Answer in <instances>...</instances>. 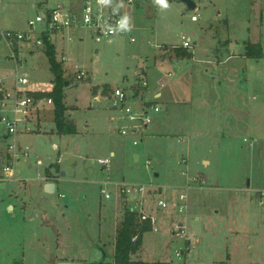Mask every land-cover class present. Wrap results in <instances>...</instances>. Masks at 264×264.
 <instances>
[{
    "label": "rangeland",
    "instance_id": "obj_1",
    "mask_svg": "<svg viewBox=\"0 0 264 264\" xmlns=\"http://www.w3.org/2000/svg\"><path fill=\"white\" fill-rule=\"evenodd\" d=\"M62 1L0 0L2 25L14 31H41L45 24L38 23L33 29L29 20ZM71 1L77 5L79 0ZM194 1L197 7L192 10L183 0H167L168 8L156 1L128 7L130 11L125 7L136 27L126 36L97 42L89 31L80 30L84 40L73 36L72 41L58 46V60L63 53L69 57V61H61L68 82L64 103L76 132L60 133L54 122V104L44 102L45 108L34 112L37 131L18 137L29 157L20 155L17 175L27 183L0 187V264H98L104 254H114L117 226L133 207L155 222L132 255L136 260L264 264V204L260 202V190L264 189V58L247 59L244 76L242 67H233L245 63L226 60L227 49L222 63L196 62L194 72L186 75L188 79L178 81L170 64L162 68L164 73H174L172 78L160 76L166 84L164 109L157 123L155 115L147 138L137 145L132 134L120 133L122 122L106 98L112 87L127 85L123 78L134 73L142 57L139 53L153 56L156 49L147 44L169 43L154 52L160 65L165 58L178 59L172 46L181 42L182 36L190 38V51L200 61L212 54L211 45L223 48L228 38L234 43L252 39L264 45V0ZM130 35L137 41L131 42ZM232 50L243 52L234 45ZM186 56L180 60L189 61L190 54ZM16 62L22 65L19 70ZM71 64H78L85 77L78 79L79 72L73 71ZM229 71L230 78L221 84ZM18 73L28 75L30 83L25 89L45 91L38 95L46 96L55 76L45 47L25 42L10 48L0 41V79L13 89ZM95 94L100 101L95 100ZM6 133L5 123L0 122L2 170L9 163ZM135 153L140 154L139 160ZM104 158H111L109 168L98 163ZM52 165L58 176L57 190L48 195L40 178ZM118 182L146 185L147 201L141 205L142 196L137 194L134 198L130 195L128 204L123 203ZM7 191L26 192L28 205L19 207ZM183 193H187L188 207L181 212ZM160 199L168 208L158 205ZM10 201L17 206L15 210L7 207ZM176 225L186 227V239L173 236ZM252 227L259 231L257 236L249 234ZM179 250L184 252L178 255Z\"/></svg>",
    "mask_w": 264,
    "mask_h": 264
},
{
    "label": "built area",
    "instance_id": "obj_2",
    "mask_svg": "<svg viewBox=\"0 0 264 264\" xmlns=\"http://www.w3.org/2000/svg\"><path fill=\"white\" fill-rule=\"evenodd\" d=\"M154 1L156 0H81L79 8H65L59 5L51 10H41L35 19L29 20V25L33 29L38 23L45 24V28L41 31H14L4 28L0 9V41L10 48L17 44L31 42L32 40L38 46L45 47L42 38L43 33H48L51 39V36L56 33L64 34L65 32L87 30L97 42H102V40L113 42L116 37H124L134 28L125 12V7L143 5ZM192 19L197 20L198 18L193 16ZM130 40L131 42H135L136 37L130 35ZM154 46L156 49L164 47L163 44L158 43H155ZM172 47L190 50L193 47V43L190 38L182 36L181 42L174 44ZM66 58L67 55L63 56L62 59L66 60ZM20 66L22 65L17 63L18 70ZM77 72H79L77 75L78 79H82L86 75V72L82 69ZM134 72V80L130 81L127 79V82L124 81L127 85L113 87L110 95L106 96V98L110 101L109 107L118 113V119L122 122L119 125L121 126L119 129L120 133L122 135L132 134L134 136L133 143L137 145L147 136V130L154 121V116L162 110V107L158 101L159 97L152 90L145 68L141 66ZM29 83L30 80L26 73L17 74L13 89H11L12 86L10 84L0 79V111L2 112L0 121L5 123L7 127V138L10 139L9 150L14 162L18 159L19 154L18 137L23 133L31 130L34 131L33 117L36 115L34 112L45 108L44 102L54 104L52 98H40L41 96L38 95V91L25 89ZM4 112L8 114H3ZM111 161V158H104L98 160V163L104 169L110 167ZM4 171L8 177L14 176V169L12 167L7 166L4 168ZM115 184L118 187V192L123 203L128 204L130 195L134 198L137 194L142 196L141 205L147 201L145 193L148 187L146 185L139 186L138 184H134V182H118ZM105 185H109V182H106ZM188 188L189 186L186 187L187 190ZM101 191L105 193L106 198L111 197L106 192V188H102ZM181 199L185 203L180 206V211L184 212L188 206L187 193H183ZM260 202L264 204V189L260 190ZM158 205L161 208H168V203L164 199H160ZM129 209L137 212L141 221L150 218L154 226L155 222L152 217L142 211H136L135 207ZM154 230L156 231L157 228ZM172 233L177 239L187 238L185 226L176 225ZM182 252L184 251L179 250L177 254L181 255Z\"/></svg>",
    "mask_w": 264,
    "mask_h": 264
},
{
    "label": "crops",
    "instance_id": "obj_3",
    "mask_svg": "<svg viewBox=\"0 0 264 264\" xmlns=\"http://www.w3.org/2000/svg\"><path fill=\"white\" fill-rule=\"evenodd\" d=\"M78 3H77V5H75V2L74 1H71V0H63L61 3H59V4H57L56 6H50V7H47V9L46 10H51V9H53V8H56L57 6H59V5H61V6H63V7H65V8H69V7H71V8H79L80 7V4H81V0H79V1H77ZM1 7V6H0ZM128 7H131V6H127V8ZM125 9V11H126V8H124ZM46 10H43V11H46ZM128 11H130L129 10V8L127 9ZM262 14V13H261ZM264 14V13H263ZM264 16V15H263ZM198 20V19H197ZM196 21V20H195ZM133 24H134V22H133ZM5 28V27H4ZM136 28V27H135ZM134 28V29H135ZM133 29V30H134ZM13 30V29H12ZM79 33H81L80 31L78 32V31H73V32H65L64 34H59L58 35V33H56V34H53L52 36H51V40H52V42L55 44V46H56V50H58V46H62L63 44H64V42H69V41H72V37L73 36H79ZM133 36V35H132ZM37 37V36H36ZM135 37V36H134ZM79 39L80 40H84V36H79ZM136 41H137V39H136ZM135 41V42H136ZM248 42H255V40H253L252 41V39H249V40H245L244 41V43L243 44H241V43H239L238 41L237 42H235L234 43V41L231 39V38H228V39H225V43H226V45L223 47V48H220L219 46L218 47H215L216 45L215 44H213V45H211V48H212V54H208L207 55V57L205 58V59H202V61H200V59H197V56L196 55H194L190 50H187V49H184V48H179V49H182V50H184V51H186L188 54H190V59H189V61L188 60H180V58L182 57H187L186 55H183V54H179L178 52H177V50H176V48H174L175 49V56H177L178 57V59H175L174 61L173 60H170V59H167V58H165L164 60L165 61H163L162 63L163 64H159V63H157V59H155V57H154V52L155 53H158V50L159 49H156V47L154 46V44H147V45H151V46H153L156 50H154V52H153V56H152V53H148V52H146L145 54H143V53H139V55L140 56H142L141 57V60L140 61H138L137 60V63H136V65H135V69H134V71L137 69L138 70V68L139 67H144L145 68V70H146V73H147V76H148V78H149V81H150V85H151V87H152V90H154L153 92H155L156 94H157V96L159 97V103L161 104V107H162V110L164 109V102H163V97H164V91H163V89L165 88V83L161 80V78H160V76L161 75H163L164 77H168V78H172V75L174 76V73H172V71H170V72H168V73H164L163 72V70H162V68H164L165 66H167V65H171V66H173L174 67V69L176 70V72H177V78L179 79L178 81H180V79H188V77L186 76L187 75V73H189V72H194V67H195V64H196V62H203V63H207L208 65H215V64H218V63H222V62H224L225 60H223V50L224 49H227L228 50V52H229V55L227 56V58H226V60H228V61H230V60H241L242 62H243V64L245 63V66H239L238 65V63H235L234 64V67L233 68H240V67H242V68H240V69H242L243 70V76L244 75H246L247 73H245V71H246V68H247V63H246V61H247V59H250V60H255V61H258L259 59H253V58H249V57H247V55H246V45H247V43ZM256 42H259V41H256ZM25 43V42H24ZM31 43L36 47V48H40V47H42V46H38L35 42H34V40H32L31 41ZM57 43H58V45H57ZM180 42H178V43H174V44H179ZM158 44H163V45H168L169 43H159L158 42ZM173 44V45H174ZM233 45L237 48V49H243V52L241 53V54H236V52H233V50H232V47H233ZM263 45V44H262ZM150 46V47H151ZM141 48H144V47H141ZM263 48H264V45H263ZM163 52V51H162ZM67 55V53L65 54V53H63V55H62V57H61V60L60 61H62L63 63L64 62H67V61H69V57H68V55H67V58H66V60H63L62 58H63V56H66ZM139 56V57H140ZM264 58V57H263ZM262 59V58H261ZM167 61V62H166ZM72 65V64H71ZM141 65V66H140ZM73 67H72V69H73V71H78V70H81V67L78 65V64H74V65H72ZM237 69L235 70V71H237ZM133 71V72H134ZM135 73V72H134ZM134 73H132V76L131 77H128V76H125L124 78H123V82L125 81V82H127V79H129L130 81H132V80H134ZM224 74H226V76H224V79L220 82L221 84H224V83H226V81H225V78H226V80H228L229 78H230V71L229 72H226V73H224ZM233 74H236L235 72L233 73ZM214 78H216V77H214ZM249 79V78H248ZM221 80V79H220ZM124 82V83H125ZM187 83L188 84H190L189 83V80L187 81ZM192 86H193V84H191ZM66 86V85H65ZM222 86V85H221ZM53 87H54V84H53V86H52V88L50 89V90H48V91H46V93L47 92H51L52 90H53ZM113 88V87H112ZM36 91H38V93H43V92H45V91H42V90H36ZM40 96V95H39ZM43 97H40V98H45V97H47V96H44V95H42ZM94 98H95V100L96 101H100V97H99V94H95V96H94ZM179 102H182V101H179ZM53 104V103H52ZM162 110L159 112V113H157L156 114V118H157V120H156V123H157V121H158V119H159V116H160V114H161V112H162ZM249 112V111H248ZM2 114V112L0 111V115ZM155 117V116H154ZM1 122V121H0ZM54 122H55V119H54ZM56 123V122H55ZM153 124H154V121L152 122ZM152 123H151V125L149 126V129L151 128V127H154V125H152ZM57 124V123H56ZM156 128H158V124L155 126ZM56 129H57V125H56ZM34 131H37V130H34ZM5 137V139H7V140H10V139H8L7 138V136H8V134L6 133L5 135H4ZM148 136H149V134H148ZM147 137H145V139H146ZM144 140V139H143ZM18 159L14 162V160H13V158L11 157V154H10V152L8 153V161H9V163H8V165L7 166H10V167H12L13 169H14V176L13 177H8V176H6V174H5V171H4V168H3V170L1 169V167H0V187L1 188H7V185L9 184V183H14L15 182V184L17 183V182H21V181H25V183H27V180H25V179H19L18 178V172H19V169H17V166H16V164H17V162H19L20 161V155H23L24 157H26V158H28L29 157V151L27 150V149H25V148H23V147H20L19 146V144H18ZM22 149H23V151H22ZM27 153V155H25ZM115 155H116V151L115 150H112L111 151V156L112 157H115ZM135 157H136V159L137 160H139V158H140V154L139 153H135ZM39 161H41V160H38L37 161V164L38 165H41L42 164V161H41V163H39ZM206 162H208V161H206ZM6 166V167H7ZM53 167H54V165H52L50 168H48L47 170H46V176H44V177H41V175H40V180H43V182H41V188H42V190L46 193V194H48V195H51V194H53V193H55L56 192V190H57V181H58V179H57V177L58 176H56V174L55 173H53L54 172V170H53ZM197 180V179H196ZM202 180V179H201ZM202 183H203V180H202ZM27 186H28V184H26ZM39 187V186H38ZM8 193H11L10 195H11V199H15V201H16V203L18 204V206L19 207H26V205H28V203L27 202H29V200H25V198H29V195L26 193V192H23V194L21 195V194H17L16 192H9V191H7ZM4 194V193H3ZM4 197H7L5 194H4ZM2 201V199H1V197H0V202ZM122 205H123V203H122ZM7 207H9V209H11V210H15L16 209V205H14V204H12V202L10 201V203H8L7 204ZM122 207V206H121ZM123 207H124V205H123ZM188 207V206H187ZM246 212H250V211H246ZM117 229H118V226H117ZM117 229H116V231H117ZM258 229V228H257ZM249 234L251 235V234H253V235H258L259 234V231L258 230H256V227H252L249 231Z\"/></svg>",
    "mask_w": 264,
    "mask_h": 264
},
{
    "label": "trees",
    "instance_id": "obj_4",
    "mask_svg": "<svg viewBox=\"0 0 264 264\" xmlns=\"http://www.w3.org/2000/svg\"><path fill=\"white\" fill-rule=\"evenodd\" d=\"M42 38L45 43V54L50 62V69L54 74L53 90L46 94L54 102V119L57 123V130L60 133H75L76 124L66 115L67 107L64 103V87L66 79L63 64L57 58L56 46L50 39L48 33H43ZM179 54L186 55L187 52L176 48ZM246 55L249 58L261 59L264 57V48L261 42H248L246 45ZM45 96V95H44ZM153 228L150 218L140 220L137 212L127 209L124 217L117 229L116 244L114 254L110 257L104 254L103 259L98 264H161L158 262H147L136 260L132 255L141 246L143 236ZM110 259V260H109Z\"/></svg>",
    "mask_w": 264,
    "mask_h": 264
},
{
    "label": "water",
    "instance_id": "obj_5",
    "mask_svg": "<svg viewBox=\"0 0 264 264\" xmlns=\"http://www.w3.org/2000/svg\"><path fill=\"white\" fill-rule=\"evenodd\" d=\"M183 1L186 2L188 8L191 10L197 7V4L194 0H183ZM66 85H68V82H66Z\"/></svg>",
    "mask_w": 264,
    "mask_h": 264
},
{
    "label": "clouds",
    "instance_id": "obj_6",
    "mask_svg": "<svg viewBox=\"0 0 264 264\" xmlns=\"http://www.w3.org/2000/svg\"><path fill=\"white\" fill-rule=\"evenodd\" d=\"M156 3H158L163 8H168L169 5L167 3V0H156Z\"/></svg>",
    "mask_w": 264,
    "mask_h": 264
},
{
    "label": "bare ground",
    "instance_id": "obj_7",
    "mask_svg": "<svg viewBox=\"0 0 264 264\" xmlns=\"http://www.w3.org/2000/svg\"><path fill=\"white\" fill-rule=\"evenodd\" d=\"M157 231V230H156Z\"/></svg>",
    "mask_w": 264,
    "mask_h": 264
}]
</instances>
